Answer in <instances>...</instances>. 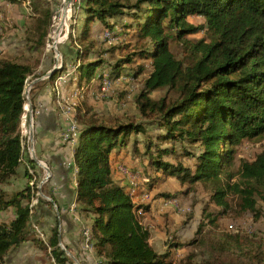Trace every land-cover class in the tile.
Returning a JSON list of instances; mask_svg holds the SVG:
<instances>
[{
	"label": "trees",
	"instance_id": "obj_1",
	"mask_svg": "<svg viewBox=\"0 0 264 264\" xmlns=\"http://www.w3.org/2000/svg\"><path fill=\"white\" fill-rule=\"evenodd\" d=\"M74 13L79 33L70 34L69 39L72 75L79 87L96 81L99 89L104 70L108 80H115L125 71L139 78L149 60L152 67L135 97L138 119L108 124L92 113L76 125V202L80 212L92 218L90 242L93 239L103 264H174L172 250L179 246L173 242L159 252L150 244V231L136 213L149 211L150 206L135 201L130 182L122 185L113 178L114 156L130 143L141 157V173L149 182L147 188L138 187L137 194L168 178L187 183V191L202 183L220 207L214 218L213 212L205 213L211 222L234 209L229 195L236 196L239 212L261 215L257 203L258 196L264 200V150L252 161L243 160L236 171L228 168L244 140L264 136V0H79ZM29 16L27 44L39 53L52 15L47 11L43 16ZM191 16L203 17L204 23L193 24ZM97 23L102 38L108 30L106 35L117 40L96 38ZM201 31L203 37L188 38ZM173 41L183 46V57L176 55ZM107 42L112 45L106 46ZM131 46L134 51L127 53ZM117 51L126 53L111 59ZM62 55V67L46 82L69 69L65 50ZM35 68L29 57L22 61L0 58V212L15 209L14 216L0 220V264L31 239L36 217L32 198L37 180L30 181L34 178L31 168L38 165L30 154L25 158L21 136L25 88ZM157 89L166 91L154 98L152 92ZM22 166L27 183L8 192L3 186ZM227 235L223 245L228 247L231 240L241 243L238 234ZM47 247L56 264H70L59 246L57 226L51 228Z\"/></svg>",
	"mask_w": 264,
	"mask_h": 264
},
{
	"label": "rangeland",
	"instance_id": "obj_2",
	"mask_svg": "<svg viewBox=\"0 0 264 264\" xmlns=\"http://www.w3.org/2000/svg\"><path fill=\"white\" fill-rule=\"evenodd\" d=\"M78 1L79 0H72V2L66 3L65 0H24L21 3L22 5L17 7L18 10L17 8H15L16 10L14 9L15 11L22 10L24 14L27 12L37 13L40 16H43L47 11L51 12L52 24L46 37L45 46L42 50V52H45L46 54L43 62H46L45 60L48 58V62H46L47 64L45 63V66L51 65L52 63L54 66L58 61L59 66L62 67L64 60L62 52H64L66 47H72V42L69 39V36L70 34H73L76 37L79 33V27L77 23L78 19L75 17L74 13ZM35 9H37L36 12ZM67 9H69L71 13L70 19L68 21V29L67 24L58 22V14L60 15ZM77 10V14H79V9ZM189 21L198 25L204 23V18L201 16H191L189 17ZM14 27H16L15 23L9 26L8 30ZM100 28V24L97 23L95 25L94 31L96 38L103 40L105 38L110 42L116 41L118 37L115 35L109 34L111 37L106 38L105 35L109 33L107 32L108 30L104 31V33L102 32V38V29ZM5 31V28L3 30V25H1L0 39ZM53 32L54 35H52ZM203 36L204 32L201 31L188 35V38L191 40H197ZM53 42L56 43L58 49L61 52L59 57H56L57 54L53 48ZM74 45L77 46L75 43ZM111 45L112 44L109 42L106 43V46ZM172 48L178 57L184 56L183 46L178 44V42L173 41ZM134 49L135 46H131L127 53L133 52ZM42 52L29 55L31 60L36 63V67L42 62ZM125 53L126 52L123 51H117L115 52L114 57L110 58L115 59L116 57L122 56ZM26 57H28V55L22 54L21 57L16 59L22 61ZM66 61L67 63L70 62V60ZM149 61H147L148 65L145 72L134 81L123 79L124 83L117 85L114 83L117 79L108 81L106 80L109 92L102 96L94 95L98 90V86L95 83L96 81H93L94 83L92 84L90 83V89H86V85L83 84V86H76V88H74L72 91L63 94L60 90L62 85L60 80L63 79V82H65L71 76V72L65 71L59 74L55 78L54 85L56 87L58 104L62 113L66 112L68 114V122H73L72 124L78 126V122L81 121L82 118H85L92 113H95L98 118L102 119L108 124H111L117 120H129L130 118L138 119L139 113L136 108L135 97L140 88L143 86L144 78L149 75V72L152 69ZM73 69L74 66L70 67L71 71H73ZM40 72H42V69L41 71H37L36 74H39ZM103 73L104 75L107 74L106 70H104ZM46 78H48L47 75L44 76V79ZM121 78L122 77H119L118 79ZM31 80L32 78L29 79L27 84H30ZM106 81L104 79L100 80L99 89L105 86L104 83ZM91 91L94 93H91ZM165 91V89H157L152 92V96L154 98H159L165 93ZM30 92L31 91H29L28 95L29 99L31 98ZM115 92L118 93L116 94ZM128 95H131L130 98ZM72 97H76L73 100L74 103H71ZM27 101L28 98L26 97L25 116H23L25 121L23 126L21 125V131H23L24 134L23 139L26 145V154H30L31 157L32 145L34 146V152L37 153L34 145L36 115L33 114V117L30 116ZM78 106H80V110L77 109ZM34 110H37V108H33V112ZM31 129L34 135L33 139L30 138ZM139 136L142 138V135ZM77 139L78 138L76 137V142ZM76 142L74 144H70L73 149ZM263 150L264 136L255 139L244 140V143L238 146L235 162L231 167L228 168V170L236 171L240 167V164L243 160L252 161ZM121 166L130 171V169L123 164L119 166L120 171ZM37 170H39L41 174L40 176L37 174V178L35 179L37 180V189L34 190V196L37 198L41 197L44 200L50 202L48 199L42 197L39 194L40 190H42L44 194L49 196L47 194V187L45 184L46 182L43 183L42 187L40 188L41 181L46 176V170L43 167H40ZM121 172L125 173L124 171ZM129 182V190L131 194L135 195V201L137 203L138 201L142 202V200H145V204L149 202L152 203L153 201L159 199L157 204L154 203L155 212L153 215L151 212H149V215L143 216L141 215L143 214L141 209L137 210L136 213L140 222H143H141V224L144 226L147 225L146 227L150 231L149 242L157 251L164 252L169 247V244L173 242L175 244H179V246L176 245V247H174L172 250V261L174 264H220L221 262H226V264H264V200L261 196H258L257 208L261 211V215H258L252 212H239L238 209L235 208L237 203L236 196L229 195L228 200L234 209L227 213L221 214L218 217V220L213 223L205 213L208 211L213 212L214 215L211 218H214V216L217 215V212L220 210V207L212 202V191L209 189V187H206L202 183L196 184V187H194L191 191H187V183L180 184L175 179H164L163 181H160L153 190L148 189L149 198H147L146 189H144L143 193L140 195L137 194L138 187H140V189L148 187L147 184H149V182L147 177H143L142 173H140V176H131ZM33 183L34 180L30 182V184ZM24 186L25 183L23 181V183L20 185V189ZM133 187H135V189ZM17 190H19V188ZM162 193L170 194L172 197L164 196ZM77 207L78 205L76 204L75 209ZM44 208L49 209V214L39 218L33 217L31 225V239L22 243L19 247L13 249L6 257L4 264H56V261L51 254V249L47 247L49 244V238L51 236V228L53 226H57L58 228L59 238L61 236V243L63 244V247H65L72 256L78 259L80 264H83L86 260V263H91L93 259H99L97 262L101 264L102 261L103 264L104 261L98 256L93 239L92 243L89 245L86 240V249L83 247L86 234L89 233L92 236L91 216H86L84 213L81 214L80 230L82 237L79 244L80 248H76L75 246L68 245L62 237V219L60 214L57 212V207L52 202H50V204L44 203ZM13 212L14 209L1 211L0 220H8L12 217ZM229 233L238 234L241 243L238 244L237 242H233L230 239L232 243H230L228 247L227 245H223L225 241L229 239L227 235ZM158 234H161L162 238L157 237ZM59 246L62 248L60 244ZM70 254H67L71 261L70 264H78ZM80 258L85 260L83 261Z\"/></svg>",
	"mask_w": 264,
	"mask_h": 264
},
{
	"label": "crops",
	"instance_id": "obj_3",
	"mask_svg": "<svg viewBox=\"0 0 264 264\" xmlns=\"http://www.w3.org/2000/svg\"><path fill=\"white\" fill-rule=\"evenodd\" d=\"M20 5L22 4H19L17 2L14 3V1L12 2L11 0H0V26L3 25V30L4 28L6 30L4 34H2L3 36L0 39V58L18 60L16 58L21 57L22 54L28 55V57L30 58L29 55L37 53L36 49H30V46H28L27 44L26 29L32 21V17H30L29 15L38 16L39 14L29 12H27L28 14H24L22 10L15 11V8L20 7ZM13 23L16 24V27L8 30L9 26H11ZM70 50L71 48H65V53H67V60H70L71 62L67 63L69 68L67 71L71 72V76L61 85L60 90L63 94H66L76 88V86H79L76 81L77 78L72 75V71L70 70V67H73ZM41 55L42 62L35 68L34 73L30 77V79L32 78V80L30 88L31 90H29L31 91L30 100L32 107L37 109L40 108V113L36 114L35 116V150L38 157L42 161H44L51 169V176L45 184L47 187V194L55 200L57 205V212H59L62 219V237L68 245L80 248L79 244L82 237L80 230V219L82 216L81 214L83 213L80 212L78 207L76 209H73L77 204L76 167L73 165L74 149L69 143L66 144V142L62 138L63 131L67 126L68 118L62 113L61 108L58 104L56 87L54 85L55 80L53 82H46V79H44V76L53 68V63L51 65L45 66V63L48 62V58H46V62H43L46 54L45 52H42ZM41 69L42 72L36 74V72L39 70L41 71ZM129 72L130 71H125L124 73H122L120 75V77L122 78H116L117 80H115L114 83L120 85L124 83L123 79H129L131 81L138 79L134 78ZM72 77L74 79H72ZM89 87H91L90 84L89 86L86 85V89H90ZM91 93L94 92L91 91ZM115 93L117 94L118 92ZM130 96L131 95H128L129 98ZM75 98L76 97L71 98V103H74L73 100ZM79 107L80 106H78L77 108L78 110H80ZM24 121L25 120L23 118L22 126L24 124ZM21 136L22 138L24 137L23 131H21ZM26 157L27 154L25 153V158ZM122 164L126 165L130 169V172L132 174L134 173L136 176H140V173L143 169V162L141 161V157L136 156L133 150L132 143L124 148L121 153L114 156L112 164V175L114 180L124 185L126 183H129L131 176L130 174H125L119 170V166ZM38 168L40 167L37 166L36 169L31 168L32 173H34V178L30 182L37 178V174L38 176H40L41 172L37 170ZM23 181L25 184L28 181L24 166L21 167L19 176L17 175L13 177L10 182L5 184V186L3 187L8 192H13L18 188L20 189V185L23 183ZM158 201L159 199L153 201V204L150 202L146 203V205L150 206V210L146 211L145 213L143 212V214L141 215H149V212H151L153 215L155 212L154 203L157 204ZM144 202L145 200H142V202L138 201V203L142 204H145ZM32 206H34L36 218L49 214V209L44 208V203L39 202V199L35 196H33L32 198ZM12 214V216H14L15 209ZM157 237L162 238L161 234H158ZM87 243L89 245L88 240ZM97 261H99V259H93V261L91 262H93V264H100Z\"/></svg>",
	"mask_w": 264,
	"mask_h": 264
},
{
	"label": "water",
	"instance_id": "obj_4",
	"mask_svg": "<svg viewBox=\"0 0 264 264\" xmlns=\"http://www.w3.org/2000/svg\"><path fill=\"white\" fill-rule=\"evenodd\" d=\"M67 1H68V2H72V0H67ZM53 44H54V45H53V48H54V50H55V52H56V54H57L56 57H59V56L61 55V52H60V50L58 49L56 43L53 42ZM60 68H61V67L59 66V62L57 61V62L55 63V65L53 66V68H52V69L46 74L47 77L54 75V74H55ZM35 81H37V80H35ZM30 86H31V83L26 85V88H25V96L28 98L27 106H28V109H29V112H30V116L33 117V114H34V113H33V107H32L31 101H30V99H29V97H28V95H29V90H30ZM25 108H26V106H25ZM31 126H32V125H31ZM33 136H34V135H33L32 129H31V132H30V138L33 139ZM31 158L37 163L38 166L43 167V168L46 170V176H45V178L41 181V184H40V188H41L42 185H43V183H45V182L50 178V176H51V169L49 168L48 165H46V164H45V163H44V162L38 157L37 153L34 152V146H33V145H32V149H31ZM39 194H40L42 197L48 199L50 202H52V203L57 207L55 200H54L53 198L47 196L46 194H44L42 190H40ZM58 214H59V212H58ZM61 242H62V240H61V236H60V238H59V244L62 246V249H63L64 251H66L67 254H70V252H69L65 247H63V244H62ZM70 255H71V254H70ZM71 256H72V255H71ZM72 257L75 259V261H76L78 264H80L79 261H78V259H76L74 256H72Z\"/></svg>",
	"mask_w": 264,
	"mask_h": 264
},
{
	"label": "built area",
	"instance_id": "obj_5",
	"mask_svg": "<svg viewBox=\"0 0 264 264\" xmlns=\"http://www.w3.org/2000/svg\"><path fill=\"white\" fill-rule=\"evenodd\" d=\"M60 81L63 84V79H61ZM108 92H109V90H108V84H107V81H106L105 82V86L103 88L98 89V91L94 95H96V96H102V95H106ZM33 113L35 115L36 114H39L40 113V108H38L37 110H34ZM63 114L68 118V114L66 112L63 113ZM67 121H68V119H67ZM75 134H76V125L67 122L66 129L63 131V136H62L63 140L66 141V142H68L69 144H72L74 142V139H75ZM121 171H124L126 174H130V176H136L135 174H132L130 171L126 170V168H124L122 166H121ZM133 188L135 189V187H133ZM147 198H149L148 191H147ZM170 200H175V199H170ZM73 209H75V207ZM84 232H85V230H84ZM86 240H87V238L85 237V241L83 242V247L85 249H86ZM89 264H93V262H91Z\"/></svg>",
	"mask_w": 264,
	"mask_h": 264
},
{
	"label": "bare ground",
	"instance_id": "obj_6",
	"mask_svg": "<svg viewBox=\"0 0 264 264\" xmlns=\"http://www.w3.org/2000/svg\"><path fill=\"white\" fill-rule=\"evenodd\" d=\"M65 2L66 3H69L67 0H65ZM70 10L69 9H67V10H65L64 12H62L60 15L58 14V22H62L63 24H67V29H68V21H69V19H70ZM55 32V31H54ZM54 32L52 33V35H54ZM107 37H110V35H106ZM106 75V76H105ZM104 75V77H105V81L107 80L108 81V79H107V77H108V74H105ZM105 84V83H104ZM77 134H78V131H77V126H76V134H75V138H76V136H77ZM86 237H87V240H88V242H89V244H91V242H90V240H91V236H90V234L89 233H87L86 234Z\"/></svg>",
	"mask_w": 264,
	"mask_h": 264
}]
</instances>
